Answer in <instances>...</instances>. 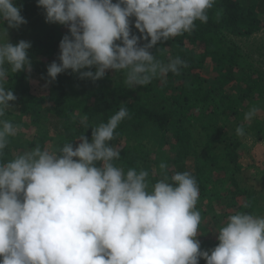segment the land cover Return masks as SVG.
I'll list each match as a JSON object with an SVG mask.
<instances>
[{"label": "clouds", "instance_id": "9594fccd", "mask_svg": "<svg viewBox=\"0 0 264 264\" xmlns=\"http://www.w3.org/2000/svg\"><path fill=\"white\" fill-rule=\"evenodd\" d=\"M216 3L36 0L46 23L68 29L59 62L47 66V83L69 70L93 82L108 70L122 73L127 88L179 74L186 60L159 59L167 48L158 44L191 33L196 21L207 23ZM22 8L17 0H0V264H264V215H228L216 230L217 245L203 250L199 187L191 172L169 176L162 161L161 178L153 183L143 168L125 172L116 165L120 151L110 142L129 117L126 106L92 126L90 140L80 135L75 147L74 141L51 150L37 143L5 158L21 130L8 118L17 97L5 84L9 74L32 71L31 42L9 38V29L27 24ZM262 111L264 104L251 103L235 134L244 137Z\"/></svg>", "mask_w": 264, "mask_h": 264}, {"label": "trees", "instance_id": "16d2710c", "mask_svg": "<svg viewBox=\"0 0 264 264\" xmlns=\"http://www.w3.org/2000/svg\"><path fill=\"white\" fill-rule=\"evenodd\" d=\"M17 2L23 5L24 17H34L40 10L36 0ZM217 11L221 12L218 20ZM208 15V22L196 21L191 33L158 44L167 48L159 59L179 55L188 65L179 74L169 73L161 86L155 78L146 87L127 88L122 73L108 70L101 79L105 88L98 92L95 105L88 107L80 103V94L71 91L61 76L49 83L47 93L35 95L25 74H17L10 85L17 97L13 103L19 105L22 116H29L40 128L37 135L42 138V147L55 137L57 143L51 149L73 141L75 147L82 134L90 140L92 126L107 122L126 106L129 117L119 124L110 142L120 151L117 166L125 172L143 168L154 183L161 176L157 154L168 144L174 152L165 159L169 176L189 171L197 179L199 198L220 196L223 191L233 206L246 186L240 180L242 143L235 129L243 123L242 114L251 103L264 104V74L244 63L238 46L228 41L225 33L249 37L260 31L264 27V0H217ZM198 48L202 52L197 53ZM150 51L155 54L156 49ZM209 57L217 73L213 78L201 73ZM47 114L52 115L48 124L44 120ZM49 125L56 133L54 137L49 134ZM169 135L174 142L168 143ZM161 141L162 148L157 146ZM5 152V158L12 156L10 145Z\"/></svg>", "mask_w": 264, "mask_h": 264}, {"label": "rangeland", "instance_id": "374dc122", "mask_svg": "<svg viewBox=\"0 0 264 264\" xmlns=\"http://www.w3.org/2000/svg\"><path fill=\"white\" fill-rule=\"evenodd\" d=\"M113 2H116V0H113ZM25 19L27 20V24L22 25L19 29H9V38L10 42L13 44L20 40L31 42L29 58L32 62V71L30 74L24 71L18 72L17 74H25L30 83L31 92L35 95H40L47 93L46 89L49 85V83H47V66L53 61L59 62V42L62 37L67 34L68 29L59 24L46 23L44 9L41 7L36 16L25 17ZM134 19L135 18H132L133 24ZM5 27H7L6 24ZM132 31L136 35H140L134 26L132 27ZM225 34L229 39L228 41L238 46L242 53V58L245 60L244 63H246L247 66L250 64L264 74V27L249 37L232 35L231 33ZM196 52L199 53L202 51L198 48ZM169 53L171 54V51ZM211 61L212 59L210 57L207 58L201 70V73L206 78H213L217 74L211 68ZM88 70L89 69H84L82 71ZM91 70L95 71L94 69ZM112 72L111 70V73ZM17 74H9L5 84L7 88L10 87L11 80ZM58 76L64 79L71 91H77V93L80 94V103H85L88 107H93L95 105L98 92H101V89L105 88L103 80L99 79L93 82L90 79H80L79 74H73L71 70L66 73L58 74ZM114 76L116 75H113V78H116ZM166 81L167 76L159 78L157 84L161 86ZM46 84L47 86H45ZM84 99L86 100L81 101ZM79 111H81V108ZM51 114H47L48 118L43 115L45 117V123H49L50 117H52ZM7 115L8 118L21 126L18 136L12 138L10 144L12 156L19 151L34 147L37 143L40 145L42 144V138H40V135H37L40 132V128L31 123V118L29 116H22L18 104H14V107L9 110ZM85 116H87V113L84 114V117ZM50 126L51 125H49V134L54 137L56 133L53 132ZM247 126L250 128L245 129V136L239 137L242 143L239 160L242 172L240 180L246 184L242 189L244 194L237 196L235 201L236 204L233 206H231L233 202L225 195H222L223 191L220 196L216 194L213 196L209 195L206 198L200 197L198 199L196 208L201 213L202 221L198 228L197 239L200 241L201 249L203 250H209L217 245L218 233L216 230L218 226L225 221L228 215L237 211L250 212L254 215H264V111ZM173 139L174 138L169 135L168 143L174 142ZM55 143H57V141L54 137L47 142L45 141L43 147L47 146L51 150V147L56 146ZM157 146L162 148V141ZM173 154L174 152L171 146L166 144L159 150L157 157L161 162H165V159ZM159 171L161 175L160 168ZM208 204H211L208 210L212 207V211L207 210ZM207 213H209L213 219ZM199 264H206V262L201 259Z\"/></svg>", "mask_w": 264, "mask_h": 264}]
</instances>
